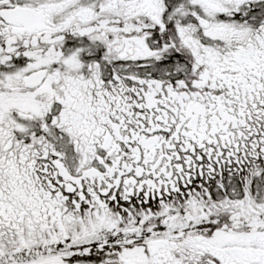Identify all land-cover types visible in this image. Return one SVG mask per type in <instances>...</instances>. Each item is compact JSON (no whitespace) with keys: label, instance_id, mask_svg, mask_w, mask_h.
<instances>
[{"label":"snow or ice","instance_id":"obj_1","mask_svg":"<svg viewBox=\"0 0 264 264\" xmlns=\"http://www.w3.org/2000/svg\"><path fill=\"white\" fill-rule=\"evenodd\" d=\"M0 264H264V0H0Z\"/></svg>","mask_w":264,"mask_h":264}]
</instances>
